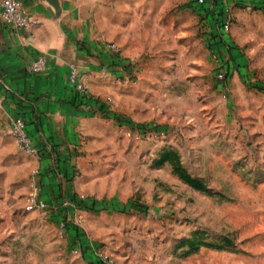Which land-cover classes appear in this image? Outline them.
I'll return each mask as SVG.
<instances>
[{
  "label": "rangeland",
  "instance_id": "1",
  "mask_svg": "<svg viewBox=\"0 0 264 264\" xmlns=\"http://www.w3.org/2000/svg\"><path fill=\"white\" fill-rule=\"evenodd\" d=\"M101 2L122 28L114 52L133 68L118 82L150 118L119 131V152L136 153L134 172L118 174L126 201L75 225L116 264H264V0H86L93 19ZM0 160V264H89L65 221L26 210L27 155Z\"/></svg>",
  "mask_w": 264,
  "mask_h": 264
},
{
  "label": "crops",
  "instance_id": "2",
  "mask_svg": "<svg viewBox=\"0 0 264 264\" xmlns=\"http://www.w3.org/2000/svg\"><path fill=\"white\" fill-rule=\"evenodd\" d=\"M19 1L31 26L15 31L0 21V159L15 148L20 152L11 135V120L23 119L37 148L35 155H27L36 174L33 194L45 203L53 220L66 222L68 245L89 264H101L97 239L75 221L81 215L94 220L113 214L111 209L124 202L118 174L134 172L136 153L119 152V131L148 129L144 120L150 118V105L136 107L134 87L118 82L132 67L109 48L119 46L113 30L122 28L104 2L100 6L106 14L93 19L86 0H57V6L51 0ZM216 8L211 10L215 17ZM221 54L234 57L224 50ZM40 56L47 59L46 71L30 73ZM73 62L85 75L89 97L77 94L69 83ZM4 166L0 160V174L5 173ZM83 196L95 203L82 204Z\"/></svg>",
  "mask_w": 264,
  "mask_h": 264
},
{
  "label": "built area",
  "instance_id": "3",
  "mask_svg": "<svg viewBox=\"0 0 264 264\" xmlns=\"http://www.w3.org/2000/svg\"><path fill=\"white\" fill-rule=\"evenodd\" d=\"M208 0H197V5L203 7ZM226 1V0H222ZM222 19L221 35H225L230 28L231 19L228 12ZM0 21L9 26L15 31H22L28 29L32 22L29 19L26 10L23 8L19 0H1L0 4ZM222 37V36H221ZM111 50H116L115 44H110ZM216 57H220L219 53L215 52ZM47 59L45 57H38L30 66L29 72L33 74H40L46 71ZM221 72V71H220ZM218 78L223 80L224 74L219 73ZM68 80L75 92L82 97H89L91 94L90 88L86 82L85 75L76 63L69 64ZM11 135L16 141L18 149L26 155H35L37 148L33 138L30 136L26 122L21 118H14L11 120ZM82 200L86 197H81ZM45 208V203L37 198L36 195L31 194L27 199L26 210L32 211L34 209ZM66 227L62 223V228ZM97 257L102 264H116L114 259L107 254L99 251Z\"/></svg>",
  "mask_w": 264,
  "mask_h": 264
},
{
  "label": "trees",
  "instance_id": "4",
  "mask_svg": "<svg viewBox=\"0 0 264 264\" xmlns=\"http://www.w3.org/2000/svg\"><path fill=\"white\" fill-rule=\"evenodd\" d=\"M219 55H222V54L219 52ZM79 201H81L82 204H84L86 201H90V203H92V204L95 203V200H89V199H84V200H82V199L80 198ZM82 207L84 208L85 206H82ZM65 225H66L65 228L67 229V226H68V225H67L66 223H65ZM99 263H101V262H99ZM101 264H102V263H101Z\"/></svg>",
  "mask_w": 264,
  "mask_h": 264
},
{
  "label": "water",
  "instance_id": "5",
  "mask_svg": "<svg viewBox=\"0 0 264 264\" xmlns=\"http://www.w3.org/2000/svg\"><path fill=\"white\" fill-rule=\"evenodd\" d=\"M52 1V4L53 5H55V6H57L58 4H57V0H51Z\"/></svg>",
  "mask_w": 264,
  "mask_h": 264
}]
</instances>
